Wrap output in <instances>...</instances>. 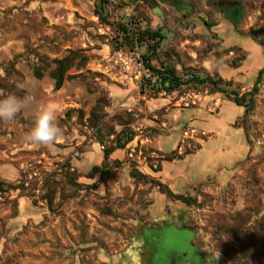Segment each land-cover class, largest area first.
Instances as JSON below:
<instances>
[{
  "label": "rangeland",
  "instance_id": "374dc122",
  "mask_svg": "<svg viewBox=\"0 0 264 264\" xmlns=\"http://www.w3.org/2000/svg\"><path fill=\"white\" fill-rule=\"evenodd\" d=\"M217 1L106 0L104 23L101 0H0V98L32 97L14 119L0 121V182L17 187L0 192V264H264V73L253 110L225 130L230 141L240 139L237 159L219 166L217 126L229 118L231 99L202 88L155 94L145 86L146 44L123 42L118 29L161 33L150 61L157 68L221 76L219 68L242 65L233 77L247 80L231 89L244 93L258 59L243 63L239 43L264 49V0H228L241 13L233 33L211 31ZM70 53L78 58L56 90L54 61ZM44 108L56 115L59 139L26 143ZM122 129L133 140L105 162L103 148ZM176 154L181 159L163 161ZM93 166L102 178H89ZM168 174L180 177L177 190L194 199L190 206L159 203L149 179Z\"/></svg>",
  "mask_w": 264,
  "mask_h": 264
},
{
  "label": "trees",
  "instance_id": "16d2710c",
  "mask_svg": "<svg viewBox=\"0 0 264 264\" xmlns=\"http://www.w3.org/2000/svg\"><path fill=\"white\" fill-rule=\"evenodd\" d=\"M212 0H209V2ZM103 4H106V0H101V6L99 7L98 17L101 21L106 23L102 11H103ZM228 8V14H225V9ZM220 13H223L225 17L236 27L241 13L239 12V8L236 4L232 1L228 0H218L215 8ZM234 9H238V14L234 15ZM205 25H207L205 23ZM211 26V25H207ZM118 29L123 36V42L127 40H132L136 46H140L142 44H146L147 52L146 54L141 56V62L145 68V70L149 74V78L151 81H147L145 84L146 87H149L155 94L163 93L169 94L173 91H176L180 88L186 87L191 88L194 90H198L200 88L207 89L210 94L219 93L224 95L226 98L231 99L236 106L244 108V115H248L254 108V98L258 94V86L261 83V77L264 73V68L260 69L257 72L254 84L250 91H246L244 93H239L236 90H232L231 87L234 85L232 80H224L216 71L213 72L211 75L205 69L199 70H186L182 73H178V71L173 66L168 65H161L159 68L154 67L150 64V61L153 57L157 55V49L161 42L164 40V37L158 31H152L149 29L140 30V29H129L125 25H118ZM78 58L77 54L70 53L69 56L64 57L59 60L54 61L55 68L51 73V78L54 80V88L56 90L60 89L63 85L65 79V73L73 67L74 61ZM245 57H242L241 60H244ZM239 67V64L236 62L232 63V68L236 69ZM35 76L40 77V73L35 71ZM144 86V85H143ZM100 102L94 106L93 111L91 112V120L92 126L94 128H98L99 123L101 122L98 120L96 116V112L100 110ZM133 133L131 131H126L122 129L116 136H115V143L113 146L104 147L103 148V160L106 162L111 154L115 150H122L125 146L133 140ZM99 143H101L99 141ZM102 146V143H101ZM181 156L176 154L173 157H165L163 161L170 162L172 160H179ZM160 171L156 169L155 172ZM96 174H99L100 178L105 174L103 170H101L97 166H93L89 172V178L92 179ZM107 174V172H106ZM67 184L73 186L75 188H80V184L77 183L70 175H67ZM141 179L146 180L145 177H138ZM149 183L152 187L157 188L158 192L164 195L169 200H174L184 204L185 206H190L194 199L189 196H184L181 194H174L171 190L164 184H162L158 180L149 179ZM4 183L0 182V192H6L8 189L17 188L7 186L6 188L3 187ZM44 199L46 200L48 206L52 203V197L47 192L45 194Z\"/></svg>",
  "mask_w": 264,
  "mask_h": 264
},
{
  "label": "crops",
  "instance_id": "0c3cea01",
  "mask_svg": "<svg viewBox=\"0 0 264 264\" xmlns=\"http://www.w3.org/2000/svg\"><path fill=\"white\" fill-rule=\"evenodd\" d=\"M224 16L225 15L223 13H220V12H218L216 14L215 18H216V20L219 21V24L212 26V28H211L212 32L224 33V30H226V33H233L232 27L234 28V25L226 17L224 18ZM230 39H231V42H233V43L237 42V41H233L236 38H230ZM239 45H241L242 49H244L245 53H246V58L243 61V63L245 61H247L248 58H251V56L255 55V56H257L256 58L258 59V64H257L255 69L257 70V72L260 69H262L264 66V49L255 45V43L252 40H244L243 42L239 43ZM230 69H234V68H229V67L219 68L218 72L221 74V76L224 80H232L234 84L235 83L240 84L241 80H244V81L247 80V77L245 79L233 77V75H238L239 71L244 70V68L242 69V65L239 66L238 68L234 69V72H231ZM225 107L228 108L229 118L226 120H223L221 123H220V121H218L219 123L217 126V128L221 130V134L217 135L216 137H218L219 141L222 142V145L218 148V150L220 151L219 158L222 159V161H223L221 164H219V166L224 165V164H230L237 159V155H238L237 154V148H238L237 140L239 143L240 139H239V137H237L236 140L230 141V139H228L226 137L225 130L229 126V124H233L234 121H236L238 118H241L244 116V108L236 106L233 102L228 103L227 105H225ZM220 113H221V115L223 114V109L221 110ZM209 138L215 139L213 136L209 137ZM179 179H180L179 176H176L173 174L171 176L168 174V176L166 178H163V177L157 178L158 181H160L162 184L166 185L171 190V192H173L174 194H181L177 190L179 188V182H180ZM181 195L187 196L186 194H181ZM157 199H158L159 203H163V204L170 201L161 193H159ZM178 203H180V202H178ZM182 205H184V204H182ZM158 208L159 207H155L153 209V214H154L153 216H160L161 213H159V212L161 210H159ZM172 223H173V221H170V222L167 221L166 224H172Z\"/></svg>",
  "mask_w": 264,
  "mask_h": 264
},
{
  "label": "clouds",
  "instance_id": "9594fccd",
  "mask_svg": "<svg viewBox=\"0 0 264 264\" xmlns=\"http://www.w3.org/2000/svg\"><path fill=\"white\" fill-rule=\"evenodd\" d=\"M23 88V85H21ZM32 101L31 95L18 96L9 94L0 98V121H10L22 110L27 108ZM55 113L44 108L37 116L31 130L25 135V142L36 145H52L60 137V129L55 126Z\"/></svg>",
  "mask_w": 264,
  "mask_h": 264
},
{
  "label": "water",
  "instance_id": "95a60500",
  "mask_svg": "<svg viewBox=\"0 0 264 264\" xmlns=\"http://www.w3.org/2000/svg\"><path fill=\"white\" fill-rule=\"evenodd\" d=\"M229 9L227 8V10L225 11L226 14H228ZM153 13H155L156 15L161 16V14L158 12V9H153ZM238 14V9H234V15Z\"/></svg>",
  "mask_w": 264,
  "mask_h": 264
},
{
  "label": "flooded vegetation",
  "instance_id": "af4514ba",
  "mask_svg": "<svg viewBox=\"0 0 264 264\" xmlns=\"http://www.w3.org/2000/svg\"><path fill=\"white\" fill-rule=\"evenodd\" d=\"M226 10H227V8L225 9V11H226ZM228 12H229V11H228ZM225 14H226V13H225ZM138 248H139V246L137 245L135 249L138 250ZM139 249H140V248H139ZM170 264H179V263H178V261H171ZM194 264H197V262L194 263ZM200 264H201V262H200Z\"/></svg>",
  "mask_w": 264,
  "mask_h": 264
}]
</instances>
